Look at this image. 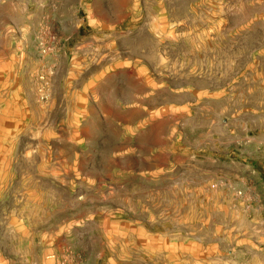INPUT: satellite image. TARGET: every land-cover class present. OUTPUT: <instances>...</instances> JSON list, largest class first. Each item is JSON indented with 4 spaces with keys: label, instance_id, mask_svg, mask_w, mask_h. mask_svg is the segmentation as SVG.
Masks as SVG:
<instances>
[{
    "label": "rangeland",
    "instance_id": "rangeland-1",
    "mask_svg": "<svg viewBox=\"0 0 264 264\" xmlns=\"http://www.w3.org/2000/svg\"><path fill=\"white\" fill-rule=\"evenodd\" d=\"M0 264H264V0H0Z\"/></svg>",
    "mask_w": 264,
    "mask_h": 264
},
{
    "label": "built area",
    "instance_id": "built-area-1",
    "mask_svg": "<svg viewBox=\"0 0 264 264\" xmlns=\"http://www.w3.org/2000/svg\"><path fill=\"white\" fill-rule=\"evenodd\" d=\"M45 98V95L42 90H39V100H43Z\"/></svg>",
    "mask_w": 264,
    "mask_h": 264
}]
</instances>
